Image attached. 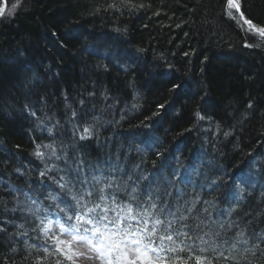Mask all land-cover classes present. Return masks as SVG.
<instances>
[{"label":"trees","instance_id":"16d2710c","mask_svg":"<svg viewBox=\"0 0 264 264\" xmlns=\"http://www.w3.org/2000/svg\"><path fill=\"white\" fill-rule=\"evenodd\" d=\"M133 2L145 7L121 14L103 11L112 0H25L13 18L0 20V220L11 221L7 234L0 235V264H32L41 254L23 242L44 243L32 231L33 218L11 212L17 193L8 195L9 185L17 188L23 204L30 184L39 189L43 163L33 155L35 143L55 142L58 151L61 145L79 143L91 162L129 170L143 159L147 174L156 157L135 149L149 139L159 142L157 151L167 150L181 176L187 170L195 182L179 185L187 194L183 199L201 191L199 184L206 180H217L219 189L206 187L201 194L221 200L223 210L228 205L221 193L244 189L234 214L226 218L238 228L224 233L219 242L234 243L237 232L244 231L249 243L238 244L237 258L244 257L240 264H264V244L254 247L257 236L264 234V47H244L246 38L249 43L256 38L247 35L239 13L234 12L235 19L226 14V0ZM240 3L246 18L264 25V0ZM158 10L161 14L154 15ZM85 45L98 46L101 54L89 56ZM107 53L111 62L103 58ZM97 64H108V71ZM170 82L181 84L180 89L169 91ZM250 100L253 109L248 108ZM133 103L139 107L133 109ZM73 110L78 120L70 122ZM198 110L203 120H197ZM145 117H151L150 128L140 126ZM77 122L81 128L95 125L98 139L75 141ZM48 127H54L52 137ZM225 132L232 134L225 137ZM47 191L32 195L44 200ZM21 223L24 229L13 226ZM18 232L28 234L16 237ZM246 247L252 251L245 252Z\"/></svg>","mask_w":264,"mask_h":264},{"label":"snow or ice","instance_id":"6c2138e0","mask_svg":"<svg viewBox=\"0 0 264 264\" xmlns=\"http://www.w3.org/2000/svg\"><path fill=\"white\" fill-rule=\"evenodd\" d=\"M24 2L25 0H0V20L13 18ZM144 7V4L137 5L133 0H120L119 3L112 0L103 11L112 10L123 14L125 10L133 12ZM100 11V8L95 9L96 14ZM224 11L232 19H235L234 12L240 13V19L247 25V35L256 38L255 43H249L246 38L245 48L264 47V25H258L244 16L240 0H226ZM160 14L159 10L154 13L156 16ZM176 27L180 28L181 24ZM115 31L120 33L121 29L117 28ZM123 31L126 32L127 29ZM84 51L89 56L101 54V49L95 45H85ZM137 51L145 50L138 48ZM184 55L188 56L189 53ZM103 58L109 62L112 59L110 53ZM160 59L167 63L163 54ZM96 67L108 71V64H97ZM123 68L125 72L128 71L126 65ZM180 87L181 84L170 82L169 91H178ZM133 99L138 100L139 94ZM84 103L81 99L80 104ZM138 107L137 103H133V109ZM158 108L162 109L164 105L160 104ZM248 108H254L253 101L248 102ZM27 110L30 116H36L35 111ZM156 115L158 113H153V116ZM195 116L197 120L205 118L199 110ZM120 119H124L123 114ZM150 119L151 117H145L140 126L150 128L151 125L147 123ZM71 120H78L76 110L72 111L70 122ZM115 123L119 124V121ZM53 131L54 127L47 128L50 137ZM231 134L224 133L225 137ZM93 138L98 139L95 125L85 123L81 128L78 122L73 124L75 141ZM16 147L19 148V145ZM158 147L159 142L153 139L143 141L141 146L136 147L137 153L147 151L156 157L151 161L152 169L144 174L141 165L147 161L143 159L129 170L110 162H91L80 151L82 145L79 143L61 145L59 151L55 142L35 143L33 155L43 163V167L39 169V189L30 184V191L23 193L25 202L22 204L18 199L19 190L8 186V195L17 193L16 204L10 211L31 216L35 223L32 231L37 233V239L41 236L44 238L42 245L29 244L27 239L23 241L29 248H37L41 253L32 264H76V258L84 255L80 251L82 245L87 246V252L99 264H221V261L224 264L229 261L240 264L244 257L237 258L238 244L249 243L244 231L237 232L238 239L234 243L219 240L224 233L238 228L235 221L226 218L234 214L235 206L243 198L244 189L222 192V202L228 205L223 210L219 207L221 200H207L201 194L206 187L219 189L221 185L217 180H206L199 184L201 191H193L189 199H183L187 194L179 185H195V182L187 170L181 176L171 166L169 157L165 154L167 150L157 151ZM192 171L198 170L192 168ZM261 174L264 175V169ZM43 189H48L44 200L32 195L35 191L43 195ZM5 210H8L6 204ZM9 223L10 220H0V235L7 234ZM13 226L25 228L23 223ZM27 234L18 232L14 235L23 237ZM257 240L254 247L259 248L260 244H264V234L258 235ZM224 245L229 247L225 248ZM244 251L252 249L246 247Z\"/></svg>","mask_w":264,"mask_h":264},{"label":"rangeland","instance_id":"374dc122","mask_svg":"<svg viewBox=\"0 0 264 264\" xmlns=\"http://www.w3.org/2000/svg\"><path fill=\"white\" fill-rule=\"evenodd\" d=\"M238 15H239V19H240V13ZM241 22H243V20H241ZM80 251L84 252V255L76 258V264H99V262L96 261L92 257V255L87 252V246L86 245L80 246Z\"/></svg>","mask_w":264,"mask_h":264}]
</instances>
